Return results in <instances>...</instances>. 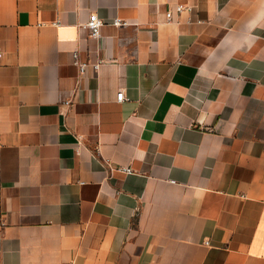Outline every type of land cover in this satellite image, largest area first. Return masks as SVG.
<instances>
[{
    "label": "crops",
    "instance_id": "0c3cea01",
    "mask_svg": "<svg viewBox=\"0 0 264 264\" xmlns=\"http://www.w3.org/2000/svg\"><path fill=\"white\" fill-rule=\"evenodd\" d=\"M0 47V264H264V0H0Z\"/></svg>",
    "mask_w": 264,
    "mask_h": 264
},
{
    "label": "built area",
    "instance_id": "2783aa9c",
    "mask_svg": "<svg viewBox=\"0 0 264 264\" xmlns=\"http://www.w3.org/2000/svg\"><path fill=\"white\" fill-rule=\"evenodd\" d=\"M191 11V7H184L182 5H179L175 8V12L174 11H168L166 13V18L169 20V21H172L174 19V13H177V14H181L182 12L184 11ZM105 22L98 17V15H95V14H92L90 16V19L87 23V28L90 32V34L93 36V37H97L100 35V32H101V29L102 27L104 26ZM128 23L126 21H122V20H115L113 22V25L115 26H122V25H127ZM3 50L2 48L0 47V59L3 57ZM86 67L87 65L86 64H82L80 65V71L81 73H84V71L86 70ZM126 100V95H125V92L124 91H120L117 95V101L118 102H123ZM125 171L129 172V170L127 169H124Z\"/></svg>",
    "mask_w": 264,
    "mask_h": 264
}]
</instances>
